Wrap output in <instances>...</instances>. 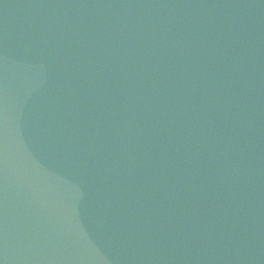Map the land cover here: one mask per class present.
I'll list each match as a JSON object with an SVG mask.
<instances>
[{"label": "water", "instance_id": "1", "mask_svg": "<svg viewBox=\"0 0 264 264\" xmlns=\"http://www.w3.org/2000/svg\"><path fill=\"white\" fill-rule=\"evenodd\" d=\"M0 264H264V0H0Z\"/></svg>", "mask_w": 264, "mask_h": 264}]
</instances>
